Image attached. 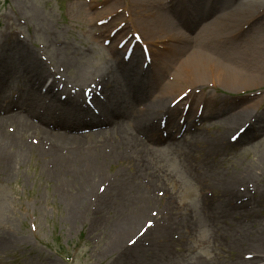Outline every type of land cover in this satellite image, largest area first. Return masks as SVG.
Wrapping results in <instances>:
<instances>
[{
  "label": "rangeland",
  "instance_id": "1",
  "mask_svg": "<svg viewBox=\"0 0 264 264\" xmlns=\"http://www.w3.org/2000/svg\"><path fill=\"white\" fill-rule=\"evenodd\" d=\"M159 1L180 10L174 29L157 30ZM250 1L0 0V53L6 44L21 41L49 74L45 83L44 78L38 83L16 57L0 62V115L12 134L21 115L7 113L6 100L29 96L39 104L43 98L50 111L39 106V115L50 124L69 123L66 104L52 101H69L73 107L77 90L86 106L85 89L116 63L115 56H125V47L120 54L114 48L137 41L136 31L157 44L152 72L132 79L144 83V91L124 106V116H114L119 120L115 125L134 136L142 156L121 160L132 151L124 141L94 135V125L73 123L55 129L62 136L47 137L69 156L71 167L64 175L46 152L49 145L17 161L14 156L4 160L0 152V264H235L237 257L241 264H260L247 256L255 254L253 242L264 240V0H253V8ZM135 47L143 62L142 45ZM197 53L209 60L180 76L181 65ZM219 68L234 73L235 81H220ZM52 79L58 100L50 101L44 89ZM257 88L259 97L245 96V105L236 108L241 95ZM96 100L92 111L102 113ZM156 101L179 106L155 121L160 135H170V113L180 127H172L174 138L157 144L147 140L143 124L150 116L147 108ZM245 124L247 131L232 141ZM27 126L22 120L21 133L37 145L39 133ZM212 143L220 144L219 149L208 151L205 147ZM2 152L18 153L17 147ZM238 175L227 191V178ZM141 206L147 214L133 232L122 235L126 247H116L121 227L139 217ZM213 213L220 215L219 222ZM160 221L183 224L175 243L160 238L152 244L144 234L138 246L137 235Z\"/></svg>",
  "mask_w": 264,
  "mask_h": 264
},
{
  "label": "bare ground",
  "instance_id": "2",
  "mask_svg": "<svg viewBox=\"0 0 264 264\" xmlns=\"http://www.w3.org/2000/svg\"><path fill=\"white\" fill-rule=\"evenodd\" d=\"M250 2L252 3L251 4L252 8L253 6H255V4H257V2L253 3V0H251ZM143 3L146 2L144 1ZM158 6H161L162 8L160 7L161 11L158 12L157 10V12H154V17H155L154 20L157 21L156 22L158 27L157 30H160V28H163V26H166L168 28L170 27V29H174L176 27V23H179V20L177 19V17L179 16L178 11L175 10L174 8L167 6V3L165 1H159ZM157 32L154 31L155 34ZM156 38L157 37H155V39ZM117 51L119 52V54L121 53V50L115 47L114 52L118 53ZM1 52H2L0 53L1 64L3 63L7 64L9 63L8 58L11 57L13 60V57H16V59L19 61L20 64H24L25 66L28 67V69H30L29 71L34 79V82L40 83L41 79L43 78H44V83L46 82V77L49 76V74L47 73L48 70L45 68L42 61H39L34 56V52L26 48L23 42L16 41V42L8 43L1 49ZM153 59L154 57H152V62ZM115 60L116 63L113 66L109 65L108 68L100 71V74L103 76V78L101 77L99 79H102L104 81V85L100 87V90H102V92L106 94L105 100H97V103L101 106L100 110L102 111V113L100 114L92 115L91 108L82 106L81 98L83 95L80 92L78 93L77 91L74 96L77 97L78 99L72 101L76 103L75 106H73L75 107V109L71 106L69 101H67V103L66 102L60 103L54 100L51 103V104L57 103L62 106L66 104L65 105L66 113H70L69 123L62 120H56L55 122H53V124H50L49 122L46 121V118L39 115V111H37V108L39 109V106L44 108L46 111H50L49 105H44L43 98L40 97L38 98L39 104L35 103L34 99H32L29 96L22 97L18 100H13V99L6 100L5 104L3 105V108L6 110V112L10 113V115L19 114L21 115V117L15 119V122L17 124L16 129L18 130H16V132L12 134L8 132L7 129L5 128V122L2 119L3 116L0 115V152L4 156V160H7L6 157L9 156V161H10L14 156V161H17V159H20L25 153L36 152L35 150H38L37 152H43L44 151L43 148H45L46 145H49V148L48 150H46V152L55 157V161H56L55 167L58 171H60V173H62V175H64L66 173L65 171H68L69 167H71V165L69 164L70 161L67 160V157L69 156L63 155L60 152L59 147L56 146V144L52 142L50 138L47 137L50 136L51 134H54L56 136H62V132L59 131H57L56 133L54 132L56 128L64 127V125L69 126L71 123L75 125L87 124L81 119V115L83 114L85 115L84 118L85 117L94 118V120H90L92 122L94 121L93 122L94 127H97V125L99 126L95 131L94 135L96 134L98 137H115L120 139L121 141H124L126 145L131 147L132 151L130 153L125 152L122 156L118 157L119 159L126 161V159H131L133 157L132 155H134L135 157L142 156L141 149H139L134 143L135 141L134 136L131 134L133 137H130V133L128 130H121L120 127H117V125L115 124H117V121L119 120H114L115 115L118 116V119L120 118L121 114L124 116V109L126 108L124 106L126 104L129 105L131 103L130 102L131 98L133 99V101L139 99V97L141 96V91H143L141 90L143 85H139L138 82L132 81L133 75L134 76L138 75L135 72L142 73V70L140 69L139 66L138 54L136 52L134 53L133 61L131 62L125 61L122 57L118 58V55L115 56ZM208 60H209L208 57H205L204 55L198 53L194 54V57L190 56L187 60V63L184 62V64L181 65L179 71L180 76L184 73H189V71L191 72H193V70L195 71V69H198V67L203 66L204 63L207 62ZM14 63L19 65V63H16V60H14ZM55 72L56 71L53 70L51 73L55 75ZM217 74H218V79H220V81L221 80L229 81V82H232L233 80L235 81L234 78L235 74L226 72L225 69L219 68L217 70ZM93 79L95 78L93 77ZM79 81H85V80L79 79ZM55 82L56 80L52 79L51 83L49 84L50 88L48 89L49 93L47 92L48 94L47 96L50 95L52 96L50 98V101L54 97L58 100L57 98L58 92L55 91V89L53 88V86H55ZM36 87L39 88L37 85ZM166 87L168 89H171V84H169L168 82V85ZM135 90H137V92L132 96V93ZM92 92L96 94V92H94L93 90ZM67 104H69V108ZM169 109L178 110L179 108H171L168 106L167 103H163L159 101H156L153 105L147 108L146 112L150 116L146 121H144L143 124L148 130V135H147L148 141L157 144L159 142L167 141L168 139L174 138L175 134L172 132L171 129L173 126L174 127L177 126L179 128V124L176 122V119L175 120L173 119L174 115L172 113H170L168 116V119L171 121L169 124L170 126L169 137L171 138L169 137L165 138L161 136L159 129L160 127H158L157 124L155 123V121H157L162 116L163 113L168 112ZM72 110L76 113L75 116H73ZM13 111H15V113H13ZM47 117L50 119L54 118L53 115H49ZM22 120H23V126L28 125L27 127L29 128V130H32L35 133H39L36 139L37 145L29 142L30 137L25 136V133H21L20 126ZM108 127H111V129L107 130ZM132 138H134V140ZM13 147H17V151H18L17 154L15 152V154L13 153V155H8V154L6 155L4 152H2V151L6 152L8 148L13 149ZM219 147L220 144L212 143L210 147H205V148L208 149V151H211L212 148L219 149ZM68 148L70 149V153L74 152L72 145L71 147L68 146ZM205 148L202 146L199 150L201 149L205 150ZM94 154L97 155V150L94 151ZM76 156H78V154L75 152L73 154V157ZM78 162H80V159L78 160ZM86 164L89 163H84L82 165H86ZM93 164H97V163H91V165ZM62 169L64 170L62 171ZM92 169H99V167H92ZM91 171L92 170L89 169L88 172ZM238 177L239 175L237 177L227 178L225 182L227 191H230V188L231 189L234 188V185L237 182L236 178ZM230 196L231 195H229L228 193H225V197L228 201H231ZM83 197H85V194L82 195V200ZM78 198L79 196L76 199ZM146 199L147 200L152 199L150 196H148V192L146 193ZM143 214H147V211L144 209V206H141V208L138 210L136 214L139 217H136L135 221H133L134 220L133 217L132 218L133 220L130 222V224L127 223L121 227L118 237L115 240L116 247L117 246L126 247L124 246L123 242L120 241L122 239V235L125 233L133 232L136 229L142 217H144L141 216ZM213 218L217 222L221 220L220 215L217 213H213ZM182 225H183L182 223H177V222L172 225H168L166 222L160 221L155 223L154 227L150 228L148 232L145 234V236L150 239V242L152 244L158 241L160 238H164L167 239L168 244L171 245L175 243L176 240H174L173 238L175 237L176 232L182 229ZM253 243L255 244V246L253 247L254 248L253 252L255 253V255L253 256L252 261L256 263L264 264V240H257ZM141 244H143V242L142 239L140 238L138 239L137 245L139 246ZM241 262L242 260L239 257H237L234 261L235 264H241Z\"/></svg>",
  "mask_w": 264,
  "mask_h": 264
},
{
  "label": "snow or ice",
  "instance_id": "3",
  "mask_svg": "<svg viewBox=\"0 0 264 264\" xmlns=\"http://www.w3.org/2000/svg\"><path fill=\"white\" fill-rule=\"evenodd\" d=\"M134 38H136L137 40H139V35H137V36L134 37ZM148 224H149V226L151 227V225H152V221H148ZM130 243H134V241H130Z\"/></svg>",
  "mask_w": 264,
  "mask_h": 264
}]
</instances>
